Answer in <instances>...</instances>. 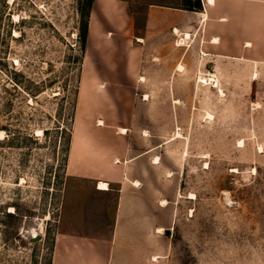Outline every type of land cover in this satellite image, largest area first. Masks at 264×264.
Here are the masks:
<instances>
[{
    "label": "rangeland",
    "instance_id": "1",
    "mask_svg": "<svg viewBox=\"0 0 264 264\" xmlns=\"http://www.w3.org/2000/svg\"><path fill=\"white\" fill-rule=\"evenodd\" d=\"M149 3L179 5L132 0L137 33ZM78 23V0H0V264H49L71 215L63 197L83 57ZM195 35L188 51L171 31L155 47L167 53L154 51L150 81L139 85L150 97L134 101L131 154L152 157L150 189L170 206L175 257L210 264L233 241L248 246L249 264H264V74L203 82L213 70L198 48L202 26ZM178 57L187 60L180 70Z\"/></svg>",
    "mask_w": 264,
    "mask_h": 264
},
{
    "label": "crops",
    "instance_id": "2",
    "mask_svg": "<svg viewBox=\"0 0 264 264\" xmlns=\"http://www.w3.org/2000/svg\"><path fill=\"white\" fill-rule=\"evenodd\" d=\"M178 1L177 6L149 3L138 33L132 0L92 1L64 170L63 207L68 195L71 215L55 233L49 264H190L175 257L170 206L166 199L156 203L150 189L152 157L131 154L133 104L139 94L150 97L139 85L150 81L154 51L159 58L166 55L164 46L155 47L168 40L170 31L184 41L179 49L188 51L202 26L205 41L198 48L209 52L205 61L216 82H244V76L250 83L261 81L264 0H201V11L184 10ZM186 62L178 57L176 69ZM220 67L226 79H219ZM231 243L211 252L210 264H249L248 246Z\"/></svg>",
    "mask_w": 264,
    "mask_h": 264
},
{
    "label": "trees",
    "instance_id": "3",
    "mask_svg": "<svg viewBox=\"0 0 264 264\" xmlns=\"http://www.w3.org/2000/svg\"><path fill=\"white\" fill-rule=\"evenodd\" d=\"M93 0H78V43L82 54L85 51L87 35H88V20L89 13ZM181 8L187 11H201V0H180ZM8 216L11 214H7Z\"/></svg>",
    "mask_w": 264,
    "mask_h": 264
},
{
    "label": "bare ground",
    "instance_id": "4",
    "mask_svg": "<svg viewBox=\"0 0 264 264\" xmlns=\"http://www.w3.org/2000/svg\"><path fill=\"white\" fill-rule=\"evenodd\" d=\"M183 42H184V41H183ZM178 43H179V42H178ZM177 66H178V65H177ZM179 67H181V66H179ZM179 67H178V68H179ZM181 68H182V67H181ZM181 68H180V69H181ZM201 80H202L203 82H208V81H210V82H212V83L214 84V86L216 85V81H215V79H214L213 77H210V78H208V79H207V78L204 79V77H203V78L201 77ZM219 91L221 92L220 89H219ZM145 97H146V96H145ZM255 104H256V103H255ZM97 124H101V121H100V120H97ZM121 132L124 133L125 130L123 129V130H121ZM76 133H77V132H76ZM239 143L241 144L242 141H239ZM99 187H100V188H105L106 185H105L104 183H100V184H99ZM103 190H104V189H103ZM163 201H164V200H163Z\"/></svg>",
    "mask_w": 264,
    "mask_h": 264
},
{
    "label": "water",
    "instance_id": "5",
    "mask_svg": "<svg viewBox=\"0 0 264 264\" xmlns=\"http://www.w3.org/2000/svg\"><path fill=\"white\" fill-rule=\"evenodd\" d=\"M36 239H38V236L37 237L32 236V240H36Z\"/></svg>",
    "mask_w": 264,
    "mask_h": 264
}]
</instances>
